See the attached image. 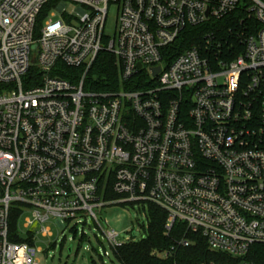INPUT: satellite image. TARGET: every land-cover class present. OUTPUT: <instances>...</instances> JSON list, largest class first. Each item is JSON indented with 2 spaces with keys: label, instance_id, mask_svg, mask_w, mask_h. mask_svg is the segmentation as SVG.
<instances>
[{
  "label": "built area",
  "instance_id": "built-area-1",
  "mask_svg": "<svg viewBox=\"0 0 264 264\" xmlns=\"http://www.w3.org/2000/svg\"><path fill=\"white\" fill-rule=\"evenodd\" d=\"M245 5L258 25L242 55L219 59L207 43L168 61L186 28ZM102 52L118 91L86 88ZM142 74L148 87L126 89ZM127 204L144 206V233L152 204L168 233L182 224L213 252L243 259L264 244V0H0V264H39L48 223L75 240L93 220L114 253L143 237L99 214Z\"/></svg>",
  "mask_w": 264,
  "mask_h": 264
},
{
  "label": "trees",
  "instance_id": "trees-1",
  "mask_svg": "<svg viewBox=\"0 0 264 264\" xmlns=\"http://www.w3.org/2000/svg\"><path fill=\"white\" fill-rule=\"evenodd\" d=\"M48 10H44L37 24L40 33ZM256 19L248 12V6L229 15L221 21H212L198 27L186 28L178 43L169 48L168 61H172L184 52L193 48H202L210 43L211 54L219 59L230 61L244 53V42L248 34L257 26ZM71 75L80 76L81 71L67 70ZM66 73V75H67ZM37 74L33 68L30 77ZM145 75L135 78L128 90H140L148 87ZM27 85V84H26ZM29 86V85H27ZM130 87V88H129ZM86 88L97 92H114L120 90V79L115 57L102 52L94 67L89 71ZM117 196L112 194L110 198ZM19 214L13 215L11 223L12 236L16 239ZM167 215L159 207L148 205V228L145 237L137 242L123 246L114 252L119 264H264V244L255 245L248 256L236 259L224 253L213 252L207 241L200 235L189 232L182 224H176L171 232L166 231ZM20 241V240H17ZM190 245L185 247L183 242ZM171 254L169 258L163 254Z\"/></svg>",
  "mask_w": 264,
  "mask_h": 264
},
{
  "label": "rangeland",
  "instance_id": "rangeland-1",
  "mask_svg": "<svg viewBox=\"0 0 264 264\" xmlns=\"http://www.w3.org/2000/svg\"><path fill=\"white\" fill-rule=\"evenodd\" d=\"M69 10H75V7H69ZM117 20L118 7L111 5L105 25V36L110 40L116 36ZM145 206L148 210V206ZM144 210V206L137 204L112 206L103 210L99 217H103L111 228L121 234L127 233L125 237L138 234L140 238L141 236L145 237L142 227V223L145 221ZM20 226L26 233L27 228L24 220L21 221ZM45 227L51 228L55 237L53 239L41 238L38 248H42L43 253H39L36 257L39 264H92L93 260L96 261V264H119L110 247L104 243V238L95 227L93 220H89L88 225L84 228L79 227L75 240V235L70 229L59 235L53 223H48ZM84 235L87 237L84 238ZM55 242H57V246L49 248L50 244H55ZM105 251L110 253L109 257L104 256ZM100 257H103V260Z\"/></svg>",
  "mask_w": 264,
  "mask_h": 264
},
{
  "label": "water",
  "instance_id": "water-1",
  "mask_svg": "<svg viewBox=\"0 0 264 264\" xmlns=\"http://www.w3.org/2000/svg\"><path fill=\"white\" fill-rule=\"evenodd\" d=\"M140 67V66H139ZM159 72V69L154 70V74L156 75Z\"/></svg>",
  "mask_w": 264,
  "mask_h": 264
}]
</instances>
